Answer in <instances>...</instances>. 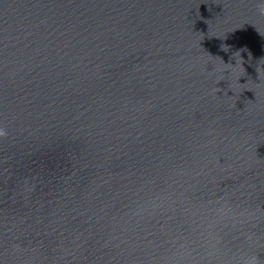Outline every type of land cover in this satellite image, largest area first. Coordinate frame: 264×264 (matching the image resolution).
<instances>
[{
  "label": "water",
  "instance_id": "95a60500",
  "mask_svg": "<svg viewBox=\"0 0 264 264\" xmlns=\"http://www.w3.org/2000/svg\"><path fill=\"white\" fill-rule=\"evenodd\" d=\"M264 0H0V264H264Z\"/></svg>",
  "mask_w": 264,
  "mask_h": 264
},
{
  "label": "clouds",
  "instance_id": "9594fccd",
  "mask_svg": "<svg viewBox=\"0 0 264 264\" xmlns=\"http://www.w3.org/2000/svg\"><path fill=\"white\" fill-rule=\"evenodd\" d=\"M258 8L262 13H264V4H259ZM4 134L5 133L3 132V130H0V135H4ZM249 264H256V260L254 257L249 260Z\"/></svg>",
  "mask_w": 264,
  "mask_h": 264
}]
</instances>
